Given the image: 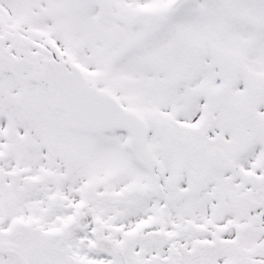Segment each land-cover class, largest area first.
<instances>
[{
  "label": "snow or ice",
  "instance_id": "obj_1",
  "mask_svg": "<svg viewBox=\"0 0 264 264\" xmlns=\"http://www.w3.org/2000/svg\"><path fill=\"white\" fill-rule=\"evenodd\" d=\"M0 264H264V0H0Z\"/></svg>",
  "mask_w": 264,
  "mask_h": 264
}]
</instances>
